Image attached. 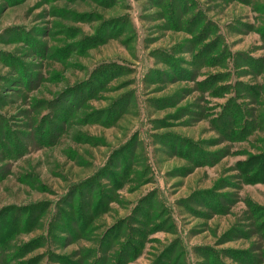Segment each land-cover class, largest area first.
<instances>
[{"label":"rangeland","instance_id":"rangeland-1","mask_svg":"<svg viewBox=\"0 0 264 264\" xmlns=\"http://www.w3.org/2000/svg\"><path fill=\"white\" fill-rule=\"evenodd\" d=\"M263 153L264 0H0V220L36 247L21 262L264 264V182L239 172Z\"/></svg>","mask_w":264,"mask_h":264},{"label":"trees","instance_id":"trees-1","mask_svg":"<svg viewBox=\"0 0 264 264\" xmlns=\"http://www.w3.org/2000/svg\"><path fill=\"white\" fill-rule=\"evenodd\" d=\"M239 172L241 175V178L245 183L252 184L257 182H264V153L260 155L252 156L250 155L248 159L244 162H242L239 166ZM105 202L101 206H97L96 212L100 211L103 212L106 208ZM82 215H80V223L82 221V227L79 229V231L75 232L72 231L73 237H77V240L79 238H82L88 229L87 226L91 224L92 217L94 216V213H91V215H84L82 211H80ZM63 214V213H62ZM8 219V220H7ZM37 228V227H36ZM32 229H35L34 227H28V231H31ZM19 227H16L11 221H9V216L1 218L0 220V264H40L41 260L38 258H27L25 262H21L20 258L25 256L26 254H29L32 252L36 247L35 246H29L25 242H20L19 245H14L12 242H14V237L18 236ZM90 230V227H89ZM122 230L117 228L115 230H110L108 237L106 238V244L110 245L114 243V236L116 234L121 233ZM48 236L51 237V233L48 232ZM15 235V236H14ZM52 237H54L52 235ZM50 238L42 236V240H48ZM140 239H142L140 237ZM63 240V239H62ZM144 241V238H143ZM143 243V242H142ZM13 244V245H12ZM129 243H125L122 245V251L120 252V256L123 257L124 254H128L132 248L129 246ZM106 246V245H105ZM107 247V246H106ZM142 247H144V243L142 244ZM108 249L111 250V248L108 247ZM107 249V250H108ZM16 252L17 257L19 258V261L15 259L16 254H12L11 252ZM132 250L131 252H133ZM19 253V255H18ZM12 254V255H11ZM131 255V254H130ZM140 255L138 253L135 257V259ZM13 258V259H12ZM48 260L57 264H81V263H73V261L69 260L65 256L56 255L54 253H50L48 255ZM108 259L106 257L102 258H96L91 263L88 264H108ZM113 264H122L119 260L117 262H114ZM172 264V262H171Z\"/></svg>","mask_w":264,"mask_h":264}]
</instances>
